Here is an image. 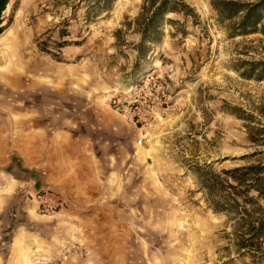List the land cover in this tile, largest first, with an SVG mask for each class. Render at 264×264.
<instances>
[{"label":"rangeland","instance_id":"374dc122","mask_svg":"<svg viewBox=\"0 0 264 264\" xmlns=\"http://www.w3.org/2000/svg\"><path fill=\"white\" fill-rule=\"evenodd\" d=\"M147 1L10 0L0 264H264L247 231L264 199L230 173L264 165V36H233L213 7L256 0ZM149 79L141 121L109 104ZM13 161L53 171L46 189L13 190Z\"/></svg>","mask_w":264,"mask_h":264},{"label":"trees","instance_id":"16d2710c","mask_svg":"<svg viewBox=\"0 0 264 264\" xmlns=\"http://www.w3.org/2000/svg\"><path fill=\"white\" fill-rule=\"evenodd\" d=\"M9 2L10 0H0V33L3 30V13L5 12ZM146 3H148L147 0ZM149 3H152L151 7H156V10L159 12L165 10L166 1H162L158 7L156 0H152V2ZM213 7L217 11L222 22L227 20L235 22L231 28L233 36L245 37L258 33L264 36V0H256L252 3L219 1L214 2ZM171 10L177 11L175 8H171ZM143 11L146 13L148 12V8L145 7V5L143 7ZM144 14L145 13L141 15V18ZM154 17H156V15ZM147 25H149V23ZM146 30H148V27ZM262 67V72L259 75L260 79L264 78V65ZM230 173L233 181L237 182L241 186L248 183L247 188L250 190L253 188L256 192H258L259 197L264 199V165L262 163L236 168ZM247 231L251 234L252 239L260 240L261 238H264V223H260L257 227L251 225Z\"/></svg>","mask_w":264,"mask_h":264},{"label":"built area","instance_id":"2783aa9c","mask_svg":"<svg viewBox=\"0 0 264 264\" xmlns=\"http://www.w3.org/2000/svg\"><path fill=\"white\" fill-rule=\"evenodd\" d=\"M151 84L152 82L149 79L145 82L142 88L135 86L128 93L113 89L108 93L107 100L113 109L120 115L131 121H141V116H143L144 113H147L146 109H144V113L142 112L143 104L147 103L148 99H150V96L147 93L142 95L141 92L144 90L143 88H147ZM153 85H155V83ZM45 197L46 196H44V198ZM48 207L49 208H47V205H43V208L47 211L52 209L50 206ZM7 245L6 233L0 229V255L6 250Z\"/></svg>","mask_w":264,"mask_h":264},{"label":"crops","instance_id":"0c3cea01","mask_svg":"<svg viewBox=\"0 0 264 264\" xmlns=\"http://www.w3.org/2000/svg\"><path fill=\"white\" fill-rule=\"evenodd\" d=\"M32 152H33L32 155H31L32 157L33 156H36V155H39V150L38 149H33ZM43 165L44 164H37L36 165L34 163L27 162L24 166L26 168L34 171L32 173V175L34 176L35 180L33 179V180H30V181H27V180L18 179V180H14L13 181V179H12V182H14V185H12V186H14L13 190H15V189L17 190L19 187H22L23 186V187H25L26 192H30L31 195H34V194L38 193L39 191H42L43 189H46V185L50 181L49 175H51L50 173H52L53 171H51V170H45V173L47 174L46 177H45L43 175L42 171H41L42 169H40V171H38L35 168H33L34 166H42V168H43ZM3 181L5 182V181H9V180L6 177V178L3 179ZM10 181H11V179H10ZM13 197H14V195H8L7 196L6 191H2V193L0 194V203L3 202V200L5 198H7V199L11 198L12 199Z\"/></svg>","mask_w":264,"mask_h":264},{"label":"water","instance_id":"95a60500","mask_svg":"<svg viewBox=\"0 0 264 264\" xmlns=\"http://www.w3.org/2000/svg\"><path fill=\"white\" fill-rule=\"evenodd\" d=\"M11 171L10 173L12 176L16 179H21V180H35L34 176L32 173L34 172L33 170H30L22 165L18 161H13L11 164Z\"/></svg>","mask_w":264,"mask_h":264}]
</instances>
